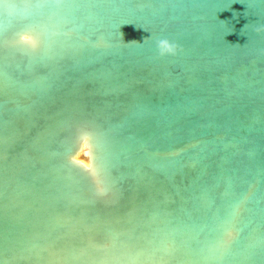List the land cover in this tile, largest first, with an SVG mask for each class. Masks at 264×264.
<instances>
[{
  "label": "water",
  "instance_id": "water-1",
  "mask_svg": "<svg viewBox=\"0 0 264 264\" xmlns=\"http://www.w3.org/2000/svg\"><path fill=\"white\" fill-rule=\"evenodd\" d=\"M0 264H264V0H0Z\"/></svg>",
  "mask_w": 264,
  "mask_h": 264
}]
</instances>
